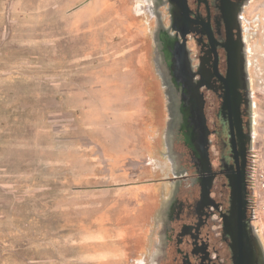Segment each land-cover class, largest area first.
Wrapping results in <instances>:
<instances>
[{
    "label": "rangeland",
    "instance_id": "rangeland-1",
    "mask_svg": "<svg viewBox=\"0 0 264 264\" xmlns=\"http://www.w3.org/2000/svg\"><path fill=\"white\" fill-rule=\"evenodd\" d=\"M244 13L251 175L264 0ZM168 26L154 0H0V264H159L164 216L197 191L160 63ZM253 226L264 257V215Z\"/></svg>",
    "mask_w": 264,
    "mask_h": 264
},
{
    "label": "flooded vegetation",
    "instance_id": "flooded-vegetation-1",
    "mask_svg": "<svg viewBox=\"0 0 264 264\" xmlns=\"http://www.w3.org/2000/svg\"><path fill=\"white\" fill-rule=\"evenodd\" d=\"M250 2L154 0L169 21L160 38V63L197 190L164 216L159 264H264L249 174L244 11ZM241 174L242 188L232 193L230 180ZM240 194L242 219L231 214L232 195Z\"/></svg>",
    "mask_w": 264,
    "mask_h": 264
},
{
    "label": "built area",
    "instance_id": "built-area-1",
    "mask_svg": "<svg viewBox=\"0 0 264 264\" xmlns=\"http://www.w3.org/2000/svg\"><path fill=\"white\" fill-rule=\"evenodd\" d=\"M250 183L257 192L253 202V217L264 215V167L255 169L250 175Z\"/></svg>",
    "mask_w": 264,
    "mask_h": 264
},
{
    "label": "water",
    "instance_id": "water-1",
    "mask_svg": "<svg viewBox=\"0 0 264 264\" xmlns=\"http://www.w3.org/2000/svg\"><path fill=\"white\" fill-rule=\"evenodd\" d=\"M242 180H243L242 174L238 178L237 182H235L234 180H230V185L232 187V193L236 190V188H239V187L242 188V185H239V184H241ZM208 193H209V189L207 187L206 188L203 187L202 188V197H206L208 195ZM232 198H233V200H232L231 214H232V216H234V214H237L238 217L240 219H242L245 210L243 208L244 203L242 202L241 194L239 196L238 195L237 196L232 195ZM224 223H225L226 228L229 230L230 229V222L228 220L227 221L225 220Z\"/></svg>",
    "mask_w": 264,
    "mask_h": 264
}]
</instances>
